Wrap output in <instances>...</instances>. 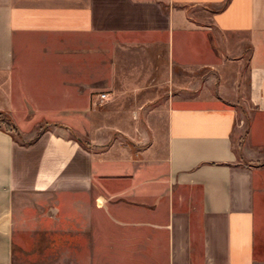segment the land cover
I'll use <instances>...</instances> for the list:
<instances>
[{
  "label": "crops",
  "instance_id": "crops-1",
  "mask_svg": "<svg viewBox=\"0 0 264 264\" xmlns=\"http://www.w3.org/2000/svg\"><path fill=\"white\" fill-rule=\"evenodd\" d=\"M227 1L0 0V112L28 139L0 129V264L58 232L70 264H264V0ZM237 51L254 111L239 152L237 105L199 79ZM158 79L176 92L160 165L59 132L92 94Z\"/></svg>",
  "mask_w": 264,
  "mask_h": 264
},
{
  "label": "rangeland",
  "instance_id": "rangeland-1",
  "mask_svg": "<svg viewBox=\"0 0 264 264\" xmlns=\"http://www.w3.org/2000/svg\"><path fill=\"white\" fill-rule=\"evenodd\" d=\"M240 56V51L226 54L228 62L223 70L216 72L206 69L199 74V79L203 78L202 85H207L212 95H218L213 81L209 85L205 84L210 76H215L226 88L223 97L237 105L238 121L234 143L238 152L254 114L248 101L246 62H237ZM163 81L156 80L153 87L144 94L110 93L109 99L103 102L99 100L100 92H96L90 96L89 109L84 112L81 124L73 129L62 128L59 132L78 140L88 150L113 149L128 153L138 165H160L166 152L171 102L176 95L175 89ZM0 125L4 127L3 123ZM54 127L56 126L52 122L44 121L35 128L31 136H38ZM14 136L18 143L27 144L28 139H24L20 133H14ZM257 164L264 166V151ZM60 234L64 233L58 232V236L53 239L29 236L23 242L24 247L18 245L16 240L13 263L70 264L71 259L80 260V256L69 255V262L67 261L66 247L70 243Z\"/></svg>",
  "mask_w": 264,
  "mask_h": 264
},
{
  "label": "trees",
  "instance_id": "trees-1",
  "mask_svg": "<svg viewBox=\"0 0 264 264\" xmlns=\"http://www.w3.org/2000/svg\"><path fill=\"white\" fill-rule=\"evenodd\" d=\"M230 0L227 1L229 3ZM4 124V127L0 125V129L4 130L5 132L11 134L14 139V133H19L18 128L13 124L12 118L4 112H0V124Z\"/></svg>",
  "mask_w": 264,
  "mask_h": 264
},
{
  "label": "built area",
  "instance_id": "built-area-1",
  "mask_svg": "<svg viewBox=\"0 0 264 264\" xmlns=\"http://www.w3.org/2000/svg\"><path fill=\"white\" fill-rule=\"evenodd\" d=\"M108 98H109V94H101L99 100L103 102L105 100H108Z\"/></svg>",
  "mask_w": 264,
  "mask_h": 264
}]
</instances>
